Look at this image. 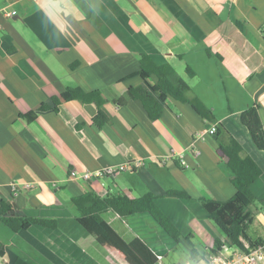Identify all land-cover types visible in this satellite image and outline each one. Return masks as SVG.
<instances>
[{
  "label": "crops",
  "instance_id": "crops-1",
  "mask_svg": "<svg viewBox=\"0 0 264 264\" xmlns=\"http://www.w3.org/2000/svg\"><path fill=\"white\" fill-rule=\"evenodd\" d=\"M141 54L170 65L211 110L212 122L171 99L155 121L138 100L120 103L128 87L143 84L138 76L126 79L138 72ZM75 87L101 93L108 124L95 126L96 106L79 101L20 118ZM252 105L264 132V0H0V201L12 207L6 215L57 221L54 230L17 233L0 221V264H118L77 222L70 200L88 191L154 195L186 240L177 244L147 213L107 211L103 219L125 242L142 241L156 264H205L213 241L223 238L199 200L234 195L216 154L226 137H199L218 123L261 170L242 242H264V152L240 122ZM104 168L119 170L90 182L71 177ZM28 183L33 187L22 189ZM168 191L190 199L167 198ZM192 250L201 256L190 261ZM236 251L225 246L221 257Z\"/></svg>",
  "mask_w": 264,
  "mask_h": 264
},
{
  "label": "trees",
  "instance_id": "trees-1",
  "mask_svg": "<svg viewBox=\"0 0 264 264\" xmlns=\"http://www.w3.org/2000/svg\"><path fill=\"white\" fill-rule=\"evenodd\" d=\"M209 54V53H208ZM74 67L71 65L70 68ZM188 78H194L195 72L188 66L185 68ZM138 76L143 84L130 86L126 89V100H138L150 120H159L166 99L188 104L203 120L211 123L212 112L196 96H190V86L168 64L157 65L150 56L141 54L139 70L126 79ZM154 76L156 82L150 85L149 78ZM79 101L83 104H94L97 112L92 122L97 127L109 123V119L100 110L106 99L97 90L85 92L79 87L67 89L58 97H51L40 104L34 111L20 115V118L32 121L38 113L58 112L63 102ZM241 124L247 129L252 142L257 149L264 152V132L258 116L257 106L246 108L240 115ZM216 138L226 137V143H219L216 154L229 171L228 180L234 188V195L227 201H216L201 198V206L208 219L214 224L223 240L215 239L208 249V254L221 258L225 246L248 253L252 249L261 248L264 255V242L259 240L246 248L242 242L244 228L251 219L249 205L256 201L251 186L261 175V170L255 161L244 153L242 146L226 131L221 123L215 125ZM170 199H190L184 191H168ZM70 203L77 212L78 224L118 263V264H156L158 258L140 240L125 242L103 219V214L111 211L120 217L136 213H147L151 218L178 244L186 237L180 233L171 220L155 205V196L148 193L138 198H128L123 195L107 194L100 196L93 191L73 197ZM12 207L0 201V221L12 232L28 230L39 226L54 230L57 228L55 219L33 217H17L6 215ZM199 255L192 250L189 260H196Z\"/></svg>",
  "mask_w": 264,
  "mask_h": 264
},
{
  "label": "built area",
  "instance_id": "built-area-1",
  "mask_svg": "<svg viewBox=\"0 0 264 264\" xmlns=\"http://www.w3.org/2000/svg\"><path fill=\"white\" fill-rule=\"evenodd\" d=\"M7 16H11L10 13L7 14ZM216 132L215 126H211L205 133H201L199 137H202L204 134L207 135H214ZM195 154H198L197 151H194ZM174 154L170 153L167 158L173 157ZM180 161H182L183 156L178 155ZM140 163H136L135 168H140ZM119 169L115 168H104L95 172H83L82 174L77 175L76 173H71L72 178H80L83 181L90 182L93 179H98L101 177H112L114 176ZM78 176V177H77ZM33 187L31 184H24L22 185V189L29 190ZM10 189L12 191H17V187L15 184H12L10 186ZM260 260H264V255L261 251V248L252 249L248 253H243L239 250H237L234 254H232L230 257L223 258V257H216L212 255H208L205 258V264H257Z\"/></svg>",
  "mask_w": 264,
  "mask_h": 264
},
{
  "label": "rangeland",
  "instance_id": "rangeland-1",
  "mask_svg": "<svg viewBox=\"0 0 264 264\" xmlns=\"http://www.w3.org/2000/svg\"><path fill=\"white\" fill-rule=\"evenodd\" d=\"M183 250H184L183 248L179 249V252L178 253L181 254Z\"/></svg>",
  "mask_w": 264,
  "mask_h": 264
}]
</instances>
